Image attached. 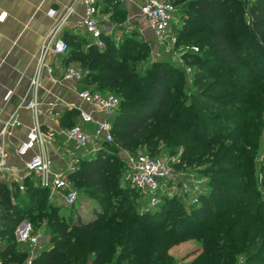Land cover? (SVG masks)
Segmentation results:
<instances>
[{
    "label": "trees",
    "instance_id": "16d2710c",
    "mask_svg": "<svg viewBox=\"0 0 264 264\" xmlns=\"http://www.w3.org/2000/svg\"><path fill=\"white\" fill-rule=\"evenodd\" d=\"M168 1L174 5H185L183 27L175 33L177 41L187 35L191 28L194 29L192 34L197 31L204 33V39L198 42H209L198 52L189 51V54L182 55L194 63L191 76L197 95L202 96L212 87L229 86L232 90L245 92L251 86L258 85L256 92L264 100V0L249 1L247 11L244 10L243 0ZM98 4L100 12H108L114 21L120 16H126L119 0H101ZM62 38L67 45L66 59L78 62L80 67L89 71L82 79L84 84L91 78H97L92 90L106 93L112 89L119 93V106L111 118L113 142L104 143L93 157L78 160L68 174L75 190L77 186L83 185L100 194L98 203L101 207L95 210L94 219L86 222L79 219L68 222L61 216L54 219V213L50 211H57L62 204L50 198L47 187L25 179L23 191L17 189V193L11 195L0 182V258L20 262L28 256L21 259L14 256L22 253L19 245L23 244L14 239L15 228L27 214L48 216L45 219L50 230L49 242L36 251L33 264H168L163 261L170 259L169 247L189 239L199 231L197 237L205 251L188 264H232L238 252L233 244L238 243L234 232L239 221L253 216L249 224V228L253 229L264 220V199L259 192L255 193L249 172L238 174L231 171L240 181L244 180L232 188L216 177L207 176L197 182L200 191L192 189L193 193L189 191L190 185H186V189L182 187L184 181L179 178V194H193L194 204L185 208L178 195L165 188L159 204L149 207L148 201L126 179L123 157L117 154L119 150L136 154L139 151L133 150V147L142 142L147 145V149L143 150L145 153L158 156L161 154V145H150L147 143L149 140L155 137V141L170 143L178 136L173 130L174 126L170 127L172 124L189 129L191 119L180 121L181 116L190 110L183 103L186 97L177 93L176 98L169 102L179 80L184 77L183 69L170 60L156 59L137 71L136 67L142 58L151 53V45L148 41L138 42L128 35L116 41L113 36L103 34L104 46L101 48L85 35L79 37L65 33ZM85 44L86 49L83 50ZM102 58L104 62L96 66ZM208 76L213 79L206 85ZM182 82L185 85L186 79ZM228 96L216 98L219 106H230L235 101L233 93ZM191 101L195 108L200 100L193 97ZM243 110L239 106L230 107L220 113L219 117L224 124L232 120L235 122L245 115ZM157 117L162 121H154ZM224 124L219 125L210 137H217L216 140L237 138L239 126L228 127ZM225 130L230 131L229 135L224 133ZM230 149L236 152L232 147ZM174 154V151L169 153L171 156ZM238 156L240 153L236 152L231 157ZM187 159L193 158L189 154ZM179 165L174 164L175 168ZM234 166L238 170L243 168L241 164ZM219 172L228 173L229 170ZM122 176L128 183L127 187L120 185ZM104 194L108 197H104ZM226 194H232L226 201L230 209H214V203L223 201ZM136 195L141 198L139 203L135 200ZM245 196H248L245 205L241 206L235 198ZM13 197L15 200L11 201ZM112 198L114 201L109 202ZM230 210L238 211L239 217L230 223H222V218ZM210 225L213 227L210 228ZM255 240L254 236L250 245L256 250ZM261 248L258 247V250Z\"/></svg>",
    "mask_w": 264,
    "mask_h": 264
},
{
    "label": "rangeland",
    "instance_id": "374dc122",
    "mask_svg": "<svg viewBox=\"0 0 264 264\" xmlns=\"http://www.w3.org/2000/svg\"><path fill=\"white\" fill-rule=\"evenodd\" d=\"M187 1L190 0H185V3ZM249 1L251 0H243L245 5L244 10L246 11L249 7ZM184 6L185 5L183 3L175 5L176 11L170 27V33L174 37L176 30L178 28L183 27V17L185 16ZM114 28L115 31H117V34L119 35L116 41H120L125 35H128L129 37L135 39L138 42L142 40L149 42L150 40L152 41L153 38L152 37L150 39H146V37H144V34L142 35L138 30H136L127 22V16H120L115 19ZM189 29V33L185 35L180 41H177V38L175 37L176 41L174 44V49H172V51L175 54L181 55L179 59L178 56L176 57V55H174L173 53L169 55L164 54L161 57H154L149 52L147 56L142 58V60L139 62V65L136 67L137 71H141L142 66L151 63L153 60L166 59L175 63L177 66H179L177 63L180 62L181 65L179 67L182 68L184 71V77L179 80V84L174 89V93L171 94L169 102L176 98L177 93H181L183 97H186L183 100V103L187 108L190 107L188 113L192 114H183L180 118V121L191 119L192 124L189 125L188 130H186L183 126H178L177 124L170 125V127L174 126L173 130L175 133H178V136H176V138L168 144H166L165 141L162 140L155 141V137H153L151 140H149V142H147L150 145H152L153 143H159V145H161V154L158 156L167 159H169V157L175 158L174 161H168V165L172 171L173 176L171 180L168 181L167 190L176 193L180 201L183 203V206L185 208H189L191 204L195 203V200L193 199L194 196L193 194H191L193 193L192 189H194L193 191L195 192L200 191V187H197V182H200L206 179L207 176L211 175L212 177H216V179L225 183L226 186L232 188V186H238V184H242L244 181H240L237 176L232 175L234 171L238 172V174H241L242 172H244V174L249 172V174L252 175L251 178L253 179L252 181L255 193L257 194V192H259L260 196L264 199V100L260 99L256 92L258 91V85L251 86L245 92H243L242 90H232V87L229 88V86H222L216 88L212 87V89L209 88V91L203 93L202 96L197 95L196 89H194V87L192 86L193 81L191 76V67L194 63H190L188 61V58L186 56L182 57V55L189 54V51H192V48H195V50H193L192 52H198L199 49H203L205 45H208L209 42H198L200 41V39H204L202 38L204 37V33L201 31H197L192 34L194 29ZM112 33L114 34V30L112 31ZM85 41L87 42L86 39ZM82 49H86V44L82 46ZM97 62L98 63L96 64V66L104 62V59L102 58ZM186 67L190 68V71L187 72L185 69ZM183 79H186L187 85H184V83L182 82ZM212 79V76H208V80L206 82L207 84H205L208 85V83ZM97 81V78H91L87 81L84 86L86 88H92L97 83ZM260 84L261 83H259V85ZM110 92L115 94L116 96L119 95V93L113 91L112 89H110ZM229 93L234 94L235 101L232 102L230 106H219L216 101V98H220L222 96L229 98ZM193 97H196L198 101L200 100L198 103L199 106L197 105L195 108L191 104V99H193ZM236 106H239L241 110L244 109L243 111H245V115L239 119H236L235 122L232 120L225 122L226 124H224L223 120H221L219 117L220 113H223L230 107ZM199 108L201 112L199 111ZM154 121L160 122L162 120L160 117H157V119H155ZM212 122H215L216 124L213 125ZM180 123L181 122H179V124ZM222 124L227 125L228 127L239 126V128L237 129V138L232 137L231 139L229 138L216 140L217 137H210L214 130L218 129L219 125ZM224 133L228 134L230 133V131L225 130ZM228 135L226 137H230ZM185 144L187 146L186 149ZM230 147L235 149L237 153H240V156L231 157L236 152L231 151ZM134 149H136L137 151H143L144 149H147V145L146 143L144 144L141 142L136 144L133 147V150ZM170 151H174L176 152V154L171 156L169 155ZM121 152L122 151L119 150L117 154L119 156H122ZM189 154L193 158L192 160L187 159ZM225 156L226 158H223ZM185 161H187L189 164ZM178 163H180L179 167L175 168L174 164ZM237 164H241L243 168L238 170L236 166H234ZM227 169L229 170L228 173L219 172L220 170L225 171ZM178 177H181L183 179L182 181H184V184L191 186V190H189L191 192L190 195L187 194L186 196H184L179 194V187L177 185L176 180V178ZM119 182L122 187L128 186V183L123 176L121 177ZM193 184L194 188H192ZM226 186H224L225 190H227ZM76 191L77 200L75 201L72 207H68L62 204V201L58 199L57 202L58 204H62V207L59 208L57 211H50L52 214L54 213L52 215L54 219L56 216H61L64 221L68 222L72 220L76 222L77 219L86 222L94 219L95 210H98L101 207L98 203L100 194H96L94 192V189H87L83 185L80 187L77 186ZM231 195L226 194V197H224L223 201L218 200L217 202H215L214 209H220L224 211L229 210L230 207L229 204L226 203V201L228 200V197H231ZM246 195L249 194L246 192ZM104 197H108V195L104 194ZM246 197L248 196L240 198L236 197L235 199H238L237 203L243 206L245 205ZM140 199L141 198L139 196H135V200L137 203L140 202ZM14 200L15 197L11 199V201ZM109 200V202L114 201L113 198ZM253 201L254 203H256V200L254 198ZM251 211L253 212L252 209ZM239 214L240 213L238 211L230 210L228 215L222 218L221 222L224 224L230 223V221L237 219L239 217ZM47 217H35L33 215L25 214L22 220L16 225L15 228L16 230L21 224H28L30 228V235L40 233L38 245L35 247L38 251L44 248L50 239L48 236L50 230L45 219ZM252 220L253 216H248L240 220L238 223V227L234 232L237 235L238 243L233 244L234 248H238V252L234 257L232 264H264V252H262V248L264 247V220L260 222L259 226L250 229L249 224L252 222ZM211 227L213 226L210 225V228ZM199 233L200 231L191 235V237L187 240L178 241L176 242V244L171 245L168 249L170 259L165 260L163 262L168 264H188L190 261L195 259V257H198L200 254H203L205 248L201 240L197 237ZM254 236L256 238V250L255 247L253 248L250 245L252 240L254 239ZM3 239L5 240L6 238ZM14 239L17 241V236L15 235V233ZM220 242L221 241H219V243ZM260 246H262V248L258 250V247ZM19 248L22 253L20 255H14L17 259L24 258V256L29 254L30 248L26 242H23V244L19 245ZM229 249L231 250L232 248L230 247ZM209 258H211V256H209Z\"/></svg>",
    "mask_w": 264,
    "mask_h": 264
},
{
    "label": "crops",
    "instance_id": "0c3cea01",
    "mask_svg": "<svg viewBox=\"0 0 264 264\" xmlns=\"http://www.w3.org/2000/svg\"><path fill=\"white\" fill-rule=\"evenodd\" d=\"M71 1L0 0V16L4 17L0 20V144L7 152L6 168L0 175V182L11 195L17 193L25 179H31L35 185H40L35 175L27 173L24 167L26 157L17 154V147L24 141L28 129L33 124L32 113L23 107V100L28 96L29 80L36 67L41 42L62 17ZM100 1L98 0L99 3ZM144 1L119 0V3L127 16V22L144 34L146 39H150L152 32L140 11ZM82 14V7H76L63 29L62 36L65 33L84 36L74 28L75 20ZM98 19L106 35L115 39L119 37L114 28V20L108 12H100V4ZM66 58L65 54L50 56L47 60L53 71L51 74H42L41 114L38 121L45 139L46 152L52 160L51 170L66 172L68 175L78 160L89 159L93 155L76 148L74 142L66 139L61 130L79 122L78 109L92 112L96 120L101 115L77 96L78 91L92 88H86L83 80L71 82L63 79L66 66H79L78 62ZM7 90H12V94L4 100ZM83 126L92 132L96 124L85 123ZM53 200L58 203V199Z\"/></svg>",
    "mask_w": 264,
    "mask_h": 264
},
{
    "label": "built area",
    "instance_id": "2783aa9c",
    "mask_svg": "<svg viewBox=\"0 0 264 264\" xmlns=\"http://www.w3.org/2000/svg\"><path fill=\"white\" fill-rule=\"evenodd\" d=\"M82 7L83 14L74 22V28L86 35L92 43L101 48L104 46L102 35L105 34L100 26L98 13V0H72L65 9L62 17L52 26L49 33L41 42L35 70L30 77L28 96L23 100V107L29 109L33 116V124L28 129L24 141L17 147V154L26 157L24 167L29 174L38 178L42 187L50 190V198L60 199L62 204L70 207L77 200V191L72 187L71 181L66 172H54L51 170L52 160L46 152L45 139L41 131L38 116L41 114L40 93L43 72L51 74L53 69L48 63V58L63 56L67 52L66 42L62 38V32L69 18L75 12L76 7ZM142 16L146 19L152 32L150 40L151 53L154 57H161L164 54H175L174 44L176 38L171 35L170 27L175 15V5L168 0H145L140 7ZM105 31V30H104ZM107 32V31H106ZM195 48H192V51ZM179 66L181 63H177ZM186 71L190 68L186 67ZM88 70L77 65H68L63 71V79L71 82L82 81L88 74ZM12 94L7 90L4 100ZM78 98L93 107L101 117L96 120L92 112L83 109L79 111V122L70 127L63 128L61 133L66 139L74 142L76 148L83 149L90 154H96L104 143H112V122L111 118L119 106V98L111 93H102L92 89H82L77 92ZM95 123L92 132L84 128L85 123ZM122 157L125 163V177L130 185L136 188L139 193L148 201V206H156L161 199L162 191L168 186L173 174L168 161H174L161 156H151L144 151L136 154L122 150ZM7 152L0 144V175L6 168ZM181 177L176 178L179 179ZM186 189V184L182 186ZM23 185L19 190H23ZM29 225L21 224L16 230L17 241L26 242L29 246V254L23 261H6L0 258V264H33L36 255V246L39 242L40 233L29 234Z\"/></svg>",
    "mask_w": 264,
    "mask_h": 264
},
{
    "label": "snow or ice",
    "instance_id": "6c2138e0",
    "mask_svg": "<svg viewBox=\"0 0 264 264\" xmlns=\"http://www.w3.org/2000/svg\"><path fill=\"white\" fill-rule=\"evenodd\" d=\"M4 17L3 16H0V20H2Z\"/></svg>",
    "mask_w": 264,
    "mask_h": 264
}]
</instances>
